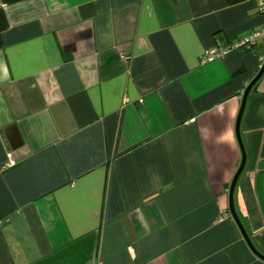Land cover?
I'll use <instances>...</instances> for the list:
<instances>
[{"label":"crops","instance_id":"obj_1","mask_svg":"<svg viewBox=\"0 0 264 264\" xmlns=\"http://www.w3.org/2000/svg\"><path fill=\"white\" fill-rule=\"evenodd\" d=\"M263 25L256 0H0V264H264L223 217L264 39L202 62ZM240 132L264 254V74Z\"/></svg>","mask_w":264,"mask_h":264},{"label":"water","instance_id":"obj_2","mask_svg":"<svg viewBox=\"0 0 264 264\" xmlns=\"http://www.w3.org/2000/svg\"><path fill=\"white\" fill-rule=\"evenodd\" d=\"M264 74V63L261 66V69L259 70V72L256 74V76L252 79V81L247 85V87L245 88L243 95H242V104H241V109L237 118V123H236V131H237V137H238V141L242 150V160L241 163L239 165V168L233 178L232 184L230 186V191H229V201H230V205H229V209H230V213L233 216V218L235 219L236 223L238 224L243 236L245 237L248 245L250 246V248L252 249V251L260 258H262L264 260V254L262 252H260L256 246L254 245L250 234L248 233L246 227L244 226L237 210L235 207V201H234V194H235V188L237 185V182L244 170L245 167V163H246V158H247V154L245 151V146L241 137V132H240V124H241V119L244 113V109H245V105L248 99V96L252 90V88L255 86V84L259 81V79L262 77V75ZM5 132L7 134V137L9 139V142L12 146L13 149H17L19 147H21L24 143L23 137L21 136V133L19 131V128L16 124H12L9 125L6 129Z\"/></svg>","mask_w":264,"mask_h":264},{"label":"built area","instance_id":"obj_3","mask_svg":"<svg viewBox=\"0 0 264 264\" xmlns=\"http://www.w3.org/2000/svg\"><path fill=\"white\" fill-rule=\"evenodd\" d=\"M258 9L260 12L264 13V0H256ZM261 39H264V25L258 29H256L249 37L244 39L236 40L234 43L226 46H212L204 52L202 55V62H210L216 59L223 58L225 55L230 53L233 50H251ZM16 160L14 159L11 152L8 153V165L14 166L16 165ZM231 216L230 210L226 209L223 213V217Z\"/></svg>","mask_w":264,"mask_h":264}]
</instances>
